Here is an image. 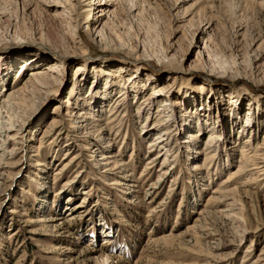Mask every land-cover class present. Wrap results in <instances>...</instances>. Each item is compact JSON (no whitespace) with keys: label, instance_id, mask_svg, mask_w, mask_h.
<instances>
[{"label":"rangeland","instance_id":"rangeland-1","mask_svg":"<svg viewBox=\"0 0 264 264\" xmlns=\"http://www.w3.org/2000/svg\"><path fill=\"white\" fill-rule=\"evenodd\" d=\"M76 1L0 0V93L21 86L28 69L44 66L47 54L38 42L60 56L48 62L56 66L55 77L49 74L37 82L50 88L61 83L57 97L44 98L33 82L9 103L0 97V166L15 145L17 154L9 160L19 162L0 180V264H202L210 257L202 259L195 251L221 259L234 247L232 261L214 264H239L243 245H225L236 243L239 235L244 244L254 243L252 256L257 258L264 228L256 233L245 228H251L256 215L264 220V174H243L251 180L245 189L237 186L239 179L228 185L237 186L228 192L229 210L204 206L211 188L238 164L237 144L248 135L240 125L248 108L254 140H261L264 132V1L125 0L111 8L98 39L78 26ZM164 54L173 55L168 74L158 61ZM133 81L136 86L123 105L126 116L113 115L106 127L112 126L111 134L121 133L109 150H104V141L94 152L119 155L122 175H130L138 187L131 194L124 192L125 186L111 184L104 169L96 171L92 151L77 139L91 126L106 125L110 107L125 90L121 84ZM72 86L71 101L77 109L93 112L99 125L89 119L78 132L69 128L63 101ZM160 86L166 99L175 102L162 117L155 109L164 98L147 99ZM52 119L62 134H54L58 130L50 127ZM162 119L167 124L161 133L168 131V139L173 130L178 133L170 144L180 155L171 164L175 168L163 175L159 161L144 169L151 135L140 130L145 126L153 135V126L159 128L156 122ZM7 127L15 130L6 135ZM209 127L224 132L223 140L207 167H197L201 158L193 156ZM49 130L50 136H43ZM184 130L198 135L190 151L175 143L187 136ZM78 204L83 207L60 229L23 222L65 217ZM200 211V225L190 229ZM209 233L216 238L209 239Z\"/></svg>","mask_w":264,"mask_h":264},{"label":"bare ground","instance_id":"bare-ground-1","mask_svg":"<svg viewBox=\"0 0 264 264\" xmlns=\"http://www.w3.org/2000/svg\"><path fill=\"white\" fill-rule=\"evenodd\" d=\"M124 1L125 0H77L76 4H77L78 8L81 10L80 15H79L80 20L78 22V26L81 29L88 31L90 34H92L95 38L98 39L100 34L102 33L104 27H105V20L111 14V8L116 6V5H122L124 3ZM69 14H70V12H69ZM37 47L39 49L43 50L45 52V54H47L44 66L28 69V72L26 73L27 77L24 80L25 82L22 83L21 86L11 87V88L7 87L6 89H3V91L0 93V97H2V99H1L2 101H7L9 103L11 97H13V96L15 97L16 93H20V92L24 91L25 87L27 86V83H31V82L37 83V84H35V87L38 90V92L44 96V98L50 97V95H53V96L55 95L56 97L61 95V94H59L60 88H61V83H58V81H56L57 82L56 87H53V88L43 86L37 82L39 77L46 76L49 74L52 75V72H56V70H55L56 66L54 64L48 63V62L58 61L57 58L60 55L57 54L54 50H52L48 46L46 47V45L43 44L42 42H38ZM172 56L173 55L164 54V56H162V58L160 60H158L161 63V65L163 66L162 72L165 74H168L169 72L172 71V70L170 71L169 69H166V65L169 62V59L172 58ZM37 57L35 58L36 60H38ZM141 61H146V60H141ZM77 70H78V68H77ZM52 76H54V75H52ZM16 82L17 81H15V83ZM135 84H136V82H134V81L131 83H128V84L124 83V82H123V84H121V87L124 88L125 90L120 92V94L116 97V99L113 102L114 105H112V107H110V110L108 111L109 115L105 121V124H106L105 126H103L104 124H102L99 128H94V127L92 128V126H91L92 129L89 127V129L83 131L81 133V135L79 134V137L77 139L79 141H83L86 144V147L84 150L92 151L90 157H91V161L94 162L92 165L95 167V169H97L96 171H100V169H104L103 172L106 173V176L110 177L111 184H113L115 186H120V187L125 186L123 188V189H125L124 192L125 193H131V194L135 193L137 191L138 187L130 175H122V170L124 169V167H123L124 163L118 157L119 155L118 154H107L108 152H103L102 154H99V156H97L96 153H94V152L99 151V149L102 148V146L100 144H102V142H104V141H105V146H104L105 149L104 150H109V147L112 146V144L114 145V143L116 142V139L119 136V134L121 133V131L116 130L115 132H112V134H111L110 129L112 126L110 127V129L106 128V127H108V125L110 126V124L115 120V118H112L113 115L120 113L123 118L126 116V114H125L126 107H123V105L125 104L128 93L131 91L130 89L135 87L136 86ZM74 91H75V86H72L69 89L68 97H66L63 101V104H64L63 107L66 108L65 115H67L65 120L68 122L69 128H71L72 130L74 129L76 132H78L82 128L86 127L89 119H92L95 121L94 125H99L97 121H99L100 119L98 117H96L94 114H92L93 112L91 113L89 111H86L84 108H81V107L79 109L76 108L74 103L71 101V98L74 94ZM147 96H148L147 99L149 98V100L151 102H154V101H156L162 97L164 98V101L161 100L162 103L159 104L158 107L155 109L157 111L156 112L157 115L160 117L163 116L164 112H166V111L170 112L173 104L175 103L173 101L170 102V100L166 99V92H165L164 87H162V86L155 87V88L151 89L149 91V95H147ZM193 114L198 115V113H196V112H194ZM148 118H149V116L147 117V119ZM163 120L164 119L159 120V122L158 121L156 122V125L159 126V128H156V126H153V130H155L153 135H152V132L145 129V126L140 128L141 131L145 130V133L143 135H151V138L148 139L145 143L146 148H147V152H149L150 155H148V157H147V162H146V165L144 166V169L151 167L150 165H153L154 162L159 161L158 164H159V166H162L161 170H163L162 175L163 174H169L170 171H172L175 168V166L173 167L171 164H175L174 162L180 156L179 153L177 152V150H175L176 147L175 146L173 147V145L170 144V143H172L174 138L178 135V133L175 132V130H173L171 139H168V137L165 136L168 133V131L165 133H161L160 129H163V128H160V127H164L167 124L166 121H163ZM55 122H56L55 119H52L49 122V125H51L50 127H53V124ZM184 122H185V126H183L181 124L180 127H182V126L184 128L186 127L185 129L188 130L187 129V127L189 126L188 121L185 120ZM253 125H254V117L252 115L251 109L248 108L247 112L245 113V116L243 118V121L240 125V128H241L240 131L243 133L246 132V134L248 133V135H245L243 137V139L240 142H238V144H237L238 145V151H239V155L237 158L238 164H237L235 169H233L227 173L225 180H223L221 183H219V185H217L216 187L211 188V191H210L211 195L208 196L207 201L205 202L206 204L204 207L214 208L213 211L216 210L218 212H223V210H225V209L229 210L228 207H229L230 203L227 202L228 192H230L232 189L234 190L235 187H237V186L243 187L245 189L246 186L250 184L251 180H249L247 177L242 178V175L245 174L246 172H249V173L254 172V173L264 174V132H263V135L261 137V140L255 141L254 139L256 137V133L252 132ZM54 127L57 129L58 125L54 126ZM54 127H53V129L51 128L53 131L56 130ZM12 130H15V129H12L10 127H7L4 129L6 135H9L10 131H12ZM57 130H58V132H55L54 134L59 135V134L63 133L62 130L60 131V133H59V129H57ZM167 130H169V129H167ZM178 130H180V128H178L176 131H178ZM50 131L51 130L44 131L45 134L43 136L49 137L51 134ZM187 132L188 131H185L187 136L184 139H181L178 141L175 140V143L178 142V144L182 145L184 149L186 148L190 151L189 147H191V144H193L195 142L196 137L198 135L195 132H189V133H187ZM15 133H18V132L16 131ZM11 135H13L12 137L15 136V134H11ZM63 135L68 136V133L65 132ZM167 135H169V134H167ZM223 136H224V132L219 130L218 127H209V129L207 130V133L205 134L203 140L201 141L202 143H201L200 150L195 151V156H193L194 160L196 158H197V160L201 158L200 164L197 167H201V165L204 166L208 161L213 159V157L215 156L214 154L216 152H218V150L220 148V146H218V148H217V143L219 141L223 140ZM12 137H8V138L12 140ZM15 137H17V136H15ZM54 138L55 137H53L52 140ZM52 143H56L55 140H53ZM90 144H92V145L90 146ZM209 145H211V149L206 151V149H208ZM176 146L179 147V145H176ZM16 149H17L16 145L9 148V152H10L9 154L11 156L9 155L10 157L0 166V180H1V178H3L2 177L3 174L6 171H9L8 169H10L13 166L19 165V162L9 160V159H12V157H14L17 154ZM202 152H204V155H200ZM66 154L68 155V153H66ZM74 158H76V157H74ZM248 161H251L250 167H248ZM72 165L68 164L67 168H71ZM205 167H207V166L205 165ZM159 178L160 177H158V180H161ZM237 179H239V183H238L239 185L235 186L234 188L228 187V185L233 180H237ZM154 189H155V185L152 184L149 188L150 191L148 194L150 195L152 193L151 191H153ZM81 202H84V201L82 200ZM80 207H83V206L81 204L76 205L75 209L72 212L70 211L71 213H67V212L65 213L66 214L65 217L64 216L63 217L58 216L56 218L48 217V218H41L38 221L28 220V221H23V222L28 227H31V224L38 222L39 224L44 225L45 227L50 226L51 228H54V229H60L65 225V223L69 219L74 217V215H75L74 211H76V209H78ZM203 212L204 211H200L197 214V216L195 218V221L197 222V224L195 226L190 227V229L191 228L194 229V228H196L197 225H200L199 222L202 219L201 217L203 216L202 215ZM20 215L24 216V215H27V213L21 212ZM226 215H227V213H226ZM229 216H232V215H229ZM255 218H257L255 223H253L251 225V228L248 225V228H245L246 231H252V232L256 233V231L257 232L259 230L261 231V229L264 228V220H260V218L258 219L257 215ZM245 230H243L241 234H244ZM29 233L34 234L35 232L30 228ZM206 236H208L209 239L216 238L213 233H209ZM242 239H243L242 235H239L238 241L236 243H233V242L225 243V245H228V246L240 245V244L243 245V247H244L243 253L244 254H243V256L241 258V262L239 264H264V258H263L264 257V244L259 248L258 257L254 259V256H252V253L254 251V243L251 242L249 244H247V243L244 244V241L242 242ZM102 242H103L102 244H105L106 239L104 238ZM217 247H220V246H216V247L214 246L212 248L216 249ZM237 249H238L237 247H234V250H229L228 251V254H229L228 258L222 257L221 259H217V258L215 259L212 255H211L212 257L204 255L205 253L202 254L201 251H195L193 254L202 257V259L204 257H210V259H203L202 264H214V262L221 263L222 260H224V259H226V262L232 261L234 256L236 255L235 252ZM260 254L263 256L261 257ZM91 258L93 259V261H95V263H97L99 261V257H91ZM226 262H224V264H229Z\"/></svg>","mask_w":264,"mask_h":264}]
</instances>
